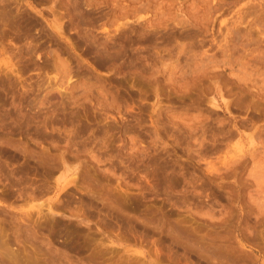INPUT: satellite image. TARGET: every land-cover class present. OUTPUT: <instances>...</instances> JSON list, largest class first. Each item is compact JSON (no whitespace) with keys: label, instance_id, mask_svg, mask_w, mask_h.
Segmentation results:
<instances>
[{"label":"rangeland","instance_id":"374dc122","mask_svg":"<svg viewBox=\"0 0 264 264\" xmlns=\"http://www.w3.org/2000/svg\"><path fill=\"white\" fill-rule=\"evenodd\" d=\"M0 264H264V0H0Z\"/></svg>","mask_w":264,"mask_h":264}]
</instances>
